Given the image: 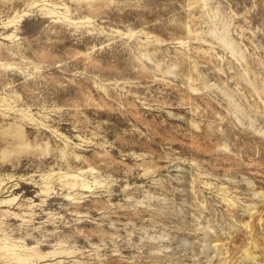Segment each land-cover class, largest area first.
<instances>
[{
    "label": "rangeland",
    "instance_id": "374dc122",
    "mask_svg": "<svg viewBox=\"0 0 264 264\" xmlns=\"http://www.w3.org/2000/svg\"><path fill=\"white\" fill-rule=\"evenodd\" d=\"M0 264H264V0H0Z\"/></svg>",
    "mask_w": 264,
    "mask_h": 264
}]
</instances>
